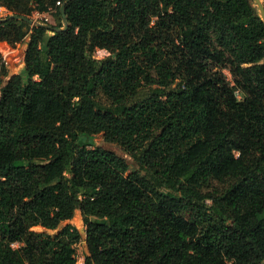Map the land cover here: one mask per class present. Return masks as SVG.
I'll return each mask as SVG.
<instances>
[{
    "label": "trees",
    "instance_id": "16d2710c",
    "mask_svg": "<svg viewBox=\"0 0 264 264\" xmlns=\"http://www.w3.org/2000/svg\"><path fill=\"white\" fill-rule=\"evenodd\" d=\"M253 3L0 0V19H57L0 20V42L25 41L22 73L0 55V264H78L77 210L83 264H264Z\"/></svg>",
    "mask_w": 264,
    "mask_h": 264
},
{
    "label": "rangeland",
    "instance_id": "374dc122",
    "mask_svg": "<svg viewBox=\"0 0 264 264\" xmlns=\"http://www.w3.org/2000/svg\"><path fill=\"white\" fill-rule=\"evenodd\" d=\"M263 1V0H261ZM253 5L256 7L255 3ZM257 8V7H256ZM8 13V10L4 7L0 9V15H4ZM34 22L45 20L48 23L51 24H57V19L54 16L53 11H46V12H38L34 10L31 13V16L29 17ZM25 51V41L24 42H17L15 44H9L7 42H0V55L2 56L6 68H7V74L8 76L11 74L16 73H22V68L24 65L23 62V55ZM94 55L97 58H103L108 55V52L105 49L98 48L96 49ZM226 75L229 79H231V75L228 71H225ZM7 78L4 77L3 80ZM95 142L96 144L103 146L105 148H109L111 150H114L116 153H118L121 156H125L129 161H131V157L127 156L124 151L115 143L107 142L103 139L101 134H97L95 136ZM251 184L253 188L258 192V195L260 197H264V171L258 173L251 181ZM72 225L76 226L78 229H84L83 220L81 217L80 212L77 210L75 212V215L71 220L68 221ZM31 230L42 232L44 229L39 225H33L31 226ZM82 233V240L74 244L75 249V257L78 264H83L84 257L87 253L86 243H85V235L84 232ZM18 244H14L13 246H17Z\"/></svg>",
    "mask_w": 264,
    "mask_h": 264
},
{
    "label": "water",
    "instance_id": "95a60500",
    "mask_svg": "<svg viewBox=\"0 0 264 264\" xmlns=\"http://www.w3.org/2000/svg\"><path fill=\"white\" fill-rule=\"evenodd\" d=\"M258 11H259V15L264 23V6H263V3L261 0H253ZM60 11H61V15L64 17L65 15V8H64V3L61 5V8H60ZM22 19V20H25V21H28L29 23L33 24L35 23L32 19H30L29 17L25 16V15H19V14H10L9 16L5 17V18H1L0 20H6V19ZM38 25H43L45 27H51V25L49 24H41L39 23ZM67 27V22L65 21L64 22V26L62 28H58V27H55L56 30H61V29H65ZM81 232H84L83 229L80 230Z\"/></svg>",
    "mask_w": 264,
    "mask_h": 264
},
{
    "label": "built area",
    "instance_id": "2783aa9c",
    "mask_svg": "<svg viewBox=\"0 0 264 264\" xmlns=\"http://www.w3.org/2000/svg\"><path fill=\"white\" fill-rule=\"evenodd\" d=\"M3 8V6H0V9ZM5 8V7H4ZM6 9V8H5ZM7 14V13H6ZM5 15V14H4ZM1 16V15H0Z\"/></svg>",
    "mask_w": 264,
    "mask_h": 264
}]
</instances>
